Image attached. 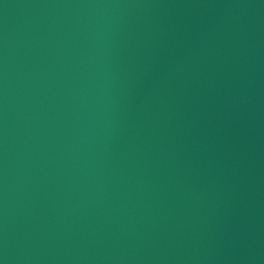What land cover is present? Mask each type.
<instances>
[{
	"label": "water",
	"instance_id": "obj_1",
	"mask_svg": "<svg viewBox=\"0 0 264 264\" xmlns=\"http://www.w3.org/2000/svg\"><path fill=\"white\" fill-rule=\"evenodd\" d=\"M0 264H264V0H0Z\"/></svg>",
	"mask_w": 264,
	"mask_h": 264
}]
</instances>
